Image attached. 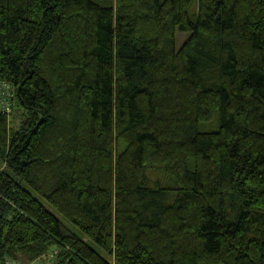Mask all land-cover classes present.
<instances>
[{
    "label": "trees",
    "instance_id": "trees-1",
    "mask_svg": "<svg viewBox=\"0 0 264 264\" xmlns=\"http://www.w3.org/2000/svg\"><path fill=\"white\" fill-rule=\"evenodd\" d=\"M0 83V264H264V0H0Z\"/></svg>",
    "mask_w": 264,
    "mask_h": 264
},
{
    "label": "rangeland",
    "instance_id": "rangeland-1",
    "mask_svg": "<svg viewBox=\"0 0 264 264\" xmlns=\"http://www.w3.org/2000/svg\"><path fill=\"white\" fill-rule=\"evenodd\" d=\"M189 37H190L189 33H183V32L177 31V37H176L177 49H180L184 45V43L189 39ZM3 93H4L3 89L0 85V94L3 95ZM12 93H13L12 88L5 90V95L3 96L5 104H8V102H12V99H13ZM7 112L9 113L10 111H7ZM11 118L13 119L12 126L14 128H17L19 126L20 121H21L20 113H13ZM57 252L58 251H55L52 254H46V256L45 255L42 256L37 261H29V260L23 259L21 257V258H19L18 264H47V263L53 264V261L55 260L54 258L56 257Z\"/></svg>",
    "mask_w": 264,
    "mask_h": 264
},
{
    "label": "built area",
    "instance_id": "built-area-1",
    "mask_svg": "<svg viewBox=\"0 0 264 264\" xmlns=\"http://www.w3.org/2000/svg\"><path fill=\"white\" fill-rule=\"evenodd\" d=\"M2 89H3V95L0 94V111H9V109L7 108L8 105L4 103V95H5V90H8L10 89L11 87L8 86L7 84L5 83H0Z\"/></svg>",
    "mask_w": 264,
    "mask_h": 264
}]
</instances>
